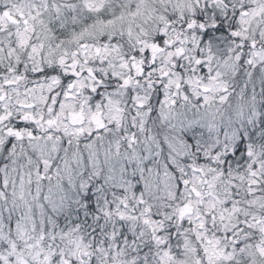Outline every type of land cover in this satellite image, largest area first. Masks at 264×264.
Returning a JSON list of instances; mask_svg holds the SVG:
<instances>
[{
	"label": "clouds",
	"instance_id": "9594fccd",
	"mask_svg": "<svg viewBox=\"0 0 264 264\" xmlns=\"http://www.w3.org/2000/svg\"><path fill=\"white\" fill-rule=\"evenodd\" d=\"M0 264H264V0H0Z\"/></svg>",
	"mask_w": 264,
	"mask_h": 264
}]
</instances>
